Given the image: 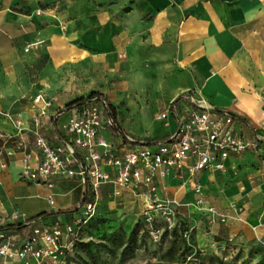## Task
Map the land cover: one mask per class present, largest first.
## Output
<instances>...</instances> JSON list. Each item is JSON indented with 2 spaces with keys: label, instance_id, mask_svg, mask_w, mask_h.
<instances>
[{
  "label": "crops",
  "instance_id": "1",
  "mask_svg": "<svg viewBox=\"0 0 264 264\" xmlns=\"http://www.w3.org/2000/svg\"><path fill=\"white\" fill-rule=\"evenodd\" d=\"M46 1L54 0H0V76H9L0 78V112L19 121L24 129L31 127L35 113L32 107L25 113L6 109L14 104L4 93L2 82L11 88L12 76L21 61L29 57L26 47L36 44L35 49L46 46L50 51L46 67L85 63L93 69L102 68L108 76L107 90L118 92V99L129 105L149 101L158 124L155 137L144 135L131 122L122 125L114 114L117 126L129 137L167 140L177 129L179 114L169 113L165 121L155 117L185 95H192L205 107L228 113L241 137L259 139L260 150L233 154L224 161V171L200 174L197 182L203 205L224 214L226 221H207L206 213L192 207L190 217L202 220L192 232L200 250L215 240H251L264 246V0H72L58 12L48 7L41 10L38 6ZM37 95L52 102L41 124L46 137L54 140L58 133L52 127V117L66 104L36 93L30 98L31 105ZM0 131L16 130L0 116ZM101 134L106 142L120 143L113 132ZM22 138L30 140L31 136L24 133ZM22 160L20 153L0 155V227L34 217L43 225L64 218L41 216L51 212L70 211L71 220L76 218L79 212L75 206L80 198L76 183L65 181L72 186L62 195L77 191V200L60 205L55 201V191L60 192L62 182L52 190L23 182L19 176ZM157 183L161 198L177 202H195L197 198L186 176L181 181L169 172ZM23 189L28 191L25 199L38 201L33 210L18 203L16 192ZM111 190V186H105L100 191L106 194ZM125 192L124 199L134 198ZM135 201L143 206L140 199ZM181 216L185 217L184 213ZM10 232L23 238L27 229ZM27 261L36 264L32 258ZM0 264L23 262H5L0 257Z\"/></svg>",
  "mask_w": 264,
  "mask_h": 264
},
{
  "label": "built area",
  "instance_id": "2",
  "mask_svg": "<svg viewBox=\"0 0 264 264\" xmlns=\"http://www.w3.org/2000/svg\"><path fill=\"white\" fill-rule=\"evenodd\" d=\"M51 104L41 95L32 99L35 113L29 129H24L9 114L0 112L16 130L15 133L0 131V155L22 154L19 176L23 182L48 190L60 182H75L80 190V203L75 206L79 215L64 225L59 220L47 225L24 220L23 228L27 233L23 238L10 231H0V257L5 262L19 260L28 264L27 258H32L36 264L45 260L56 264L77 239L81 226L95 215L98 192L105 186L113 187L114 196L126 190L140 199L148 224L158 215L167 230L180 229L179 203L159 195L157 180H163L169 172L181 181L186 176L192 182L197 197L195 206L208 215L210 222L224 223V214L203 205L198 178L203 172L224 171V161L233 154L260 150L259 139L248 140L239 135L231 115L205 107L192 95L180 97L155 117L157 121H165L169 113L179 114L176 131L160 142L135 139L118 131L109 105L101 96L57 111L51 124L58 136L50 140L42 131L41 118ZM103 131L113 132L120 143L106 142ZM24 133L31 139H23ZM160 189L163 190L162 185ZM48 202L52 204V199L48 198ZM236 211L241 212V209ZM191 232L192 228L183 232L186 240ZM63 239L66 244L61 243Z\"/></svg>",
  "mask_w": 264,
  "mask_h": 264
},
{
  "label": "rangeland",
  "instance_id": "3",
  "mask_svg": "<svg viewBox=\"0 0 264 264\" xmlns=\"http://www.w3.org/2000/svg\"><path fill=\"white\" fill-rule=\"evenodd\" d=\"M70 1L72 0L46 1L38 7L41 10L48 7L51 11L58 12ZM35 47L36 44L26 47L25 52H29V57L21 61L17 74L12 76V89L6 81L2 82L4 93L15 106L6 109H15L16 113L27 112L32 107L30 98L36 93L49 96L60 105L90 95H99L106 98L122 125L131 122L135 128L143 130L144 135L157 136L158 124L153 119L155 108L149 106V101L143 103L140 100L135 105H129L124 99H118V92L107 90L108 76L102 68L93 69L85 63L51 65L48 68L46 66L51 58L50 51L46 46L38 50ZM8 77L0 76L3 80ZM71 186L70 182L60 184V192L55 191L57 203L64 205L77 200V191L71 195H62ZM113 191L115 190L112 187L109 193L98 192L99 202L95 215L81 226L77 239L56 264H264V246L259 243L237 239L219 243L220 240H215L211 245L200 247V250L194 239V230L186 240L183 233H180L182 228L179 231L167 230L158 215L148 224L143 216L144 204L138 205L132 197L124 199L123 193L128 194L125 190H120L119 196H114ZM26 195L27 190H17L18 203L32 206L33 210V205L38 201L25 199ZM178 203L183 228H192L195 225L199 228L197 223L202 220L195 216L190 217L191 210H197L195 203L185 199ZM181 213H184L185 217H182ZM69 215L59 219L61 224L72 221ZM206 216L207 221L210 220L208 215ZM61 243L66 244L67 241L63 239ZM187 249H190V254Z\"/></svg>",
  "mask_w": 264,
  "mask_h": 264
},
{
  "label": "trees",
  "instance_id": "4",
  "mask_svg": "<svg viewBox=\"0 0 264 264\" xmlns=\"http://www.w3.org/2000/svg\"><path fill=\"white\" fill-rule=\"evenodd\" d=\"M96 96H99V95H90V96H88V97H86V98H82V99H78V100H75V101H73V102H70V103H68V104H66V106H65V108H69L70 106H72V105H75V104H79V103H82V102H84L85 100H89V99H91V98H93V97H96ZM109 110H110V112H111V115L114 117V113H113V109L109 106ZM119 128V127H118ZM118 131H122L120 128L118 129ZM78 191H79V193H80V190L78 189ZM79 200H80V198H79ZM80 203V202H79ZM76 209V208H75ZM72 212H70V211H63V212H51V213H48V214H42L41 216H43V217H51V218H55L56 216H58V215H68V214H71ZM26 222H31V221H36V217H34V218H29V219H26L25 220ZM183 224V223H182ZM181 224V228H182V230H181V228L180 229H178L177 231H179V230H181L180 231V233L182 232H185V231H187L188 230V228H186V229H184L183 228V225ZM24 226H23V223H19V224H11V225H6V226H3V227H0V231H13V230H15V228H16V230H20V229H22ZM175 232V231H174ZM192 249V248H191ZM189 252H188V254H190L191 252H190V249H187Z\"/></svg>",
  "mask_w": 264,
  "mask_h": 264
}]
</instances>
